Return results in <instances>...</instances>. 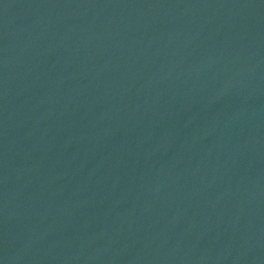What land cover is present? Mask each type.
<instances>
[{
  "label": "water",
  "instance_id": "1",
  "mask_svg": "<svg viewBox=\"0 0 264 264\" xmlns=\"http://www.w3.org/2000/svg\"><path fill=\"white\" fill-rule=\"evenodd\" d=\"M0 264H264V0H0Z\"/></svg>",
  "mask_w": 264,
  "mask_h": 264
}]
</instances>
